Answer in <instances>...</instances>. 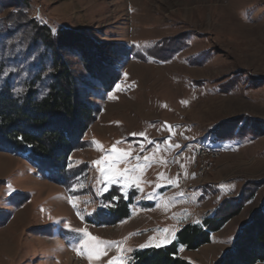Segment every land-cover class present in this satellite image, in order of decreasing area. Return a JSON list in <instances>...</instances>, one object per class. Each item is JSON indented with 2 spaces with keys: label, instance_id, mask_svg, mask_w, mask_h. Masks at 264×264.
<instances>
[{
  "label": "rangeland",
  "instance_id": "obj_1",
  "mask_svg": "<svg viewBox=\"0 0 264 264\" xmlns=\"http://www.w3.org/2000/svg\"><path fill=\"white\" fill-rule=\"evenodd\" d=\"M39 25L117 44L119 76L108 90L62 49L93 120L68 186L0 149V264H129L253 192L210 244L180 246L193 264L233 251L264 203V0H0L1 79L18 97L53 81ZM195 146L220 153L198 161ZM113 185L136 190L130 217L93 223Z\"/></svg>",
  "mask_w": 264,
  "mask_h": 264
},
{
  "label": "trees",
  "instance_id": "obj_2",
  "mask_svg": "<svg viewBox=\"0 0 264 264\" xmlns=\"http://www.w3.org/2000/svg\"><path fill=\"white\" fill-rule=\"evenodd\" d=\"M36 29L35 36L43 39L52 53L54 74L48 79L52 77L53 81L45 94L28 83L27 92L18 97L9 82L3 83L0 67V149L27 155L43 176L68 186L69 154L83 142L82 135L93 120V113L82 100L62 49L77 48L86 59L90 76L108 90L118 81L117 63L122 49L115 43L93 41L85 34L67 29L54 31L48 25ZM252 194L247 199L241 195V201L235 204L238 208L228 204L201 223L185 225L166 246L137 249L129 264H193L180 256V246L195 251L210 244L212 235L240 213L242 204L251 200ZM136 195V190H130L126 196L121 187L113 185L102 196L106 209L92 222L108 225L126 220L132 213ZM257 263H264V203L239 233L235 249L216 264Z\"/></svg>",
  "mask_w": 264,
  "mask_h": 264
},
{
  "label": "built area",
  "instance_id": "obj_3",
  "mask_svg": "<svg viewBox=\"0 0 264 264\" xmlns=\"http://www.w3.org/2000/svg\"><path fill=\"white\" fill-rule=\"evenodd\" d=\"M193 153L195 154L196 156V160H200V158H203L204 156H215V152H203V151H200L198 149H195L193 148Z\"/></svg>",
  "mask_w": 264,
  "mask_h": 264
},
{
  "label": "bare ground",
  "instance_id": "obj_4",
  "mask_svg": "<svg viewBox=\"0 0 264 264\" xmlns=\"http://www.w3.org/2000/svg\"><path fill=\"white\" fill-rule=\"evenodd\" d=\"M195 149H198V150H200V151H203V152H215L216 154L215 155H218L220 152L218 151V150H216V149H212V148H208V147H204V146H195L194 147ZM205 158V156L203 157V159ZM202 158H200V160H201ZM200 160H198V161H200ZM198 164V163H197Z\"/></svg>",
  "mask_w": 264,
  "mask_h": 264
},
{
  "label": "snow or ice",
  "instance_id": "obj_5",
  "mask_svg": "<svg viewBox=\"0 0 264 264\" xmlns=\"http://www.w3.org/2000/svg\"><path fill=\"white\" fill-rule=\"evenodd\" d=\"M182 103H186V102H182ZM170 127V126H169ZM173 146H177V145H173ZM11 187V185H9V188ZM75 206V205H74ZM74 231H77V232H82L84 234L85 237L91 239V240H96L97 238L95 237H90V234L86 232L85 229H76ZM81 243H84V241L82 240Z\"/></svg>",
  "mask_w": 264,
  "mask_h": 264
},
{
  "label": "crops",
  "instance_id": "obj_6",
  "mask_svg": "<svg viewBox=\"0 0 264 264\" xmlns=\"http://www.w3.org/2000/svg\"><path fill=\"white\" fill-rule=\"evenodd\" d=\"M221 154H223V155H226V154H225V153H223V152H222Z\"/></svg>",
  "mask_w": 264,
  "mask_h": 264
}]
</instances>
